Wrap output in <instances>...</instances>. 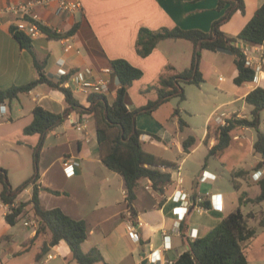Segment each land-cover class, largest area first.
<instances>
[{"label": "crops", "instance_id": "1", "mask_svg": "<svg viewBox=\"0 0 264 264\" xmlns=\"http://www.w3.org/2000/svg\"><path fill=\"white\" fill-rule=\"evenodd\" d=\"M31 1L35 0H0V89L26 85L38 79L32 57L20 48L10 32L15 17L8 11L14 4ZM76 1L81 3V9L74 13L61 12L56 3L36 9L42 18V24L57 33L68 32L74 25L79 24V29L74 35L60 41L49 40L44 33L33 40L37 57L40 61L47 60L46 71L54 80L58 79L56 75L62 62L68 64L70 73L74 75L91 69L93 77L86 76V79L95 80L103 76L109 82V92L106 95L110 103L115 99L119 82L113 72L107 75L102 74V71L112 70L110 63L113 60H127L144 72L143 77L135 81L129 89L128 108L131 111L157 100V91L151 88L158 83L162 75L168 73V67H173L176 71L190 67L194 52L193 44L186 40H165L159 43L151 55L143 58L136 48L140 30L147 28L158 31L179 27L184 30L210 32L213 24L230 8V4H226L219 10V0ZM243 1L246 6L245 13L235 12L222 26V30L229 36L239 35L264 4V0ZM183 41L190 45H185L181 53H175ZM68 46L70 51L66 52L65 48ZM247 46L248 57L256 67L264 57V46ZM185 62H189V65L185 66ZM200 70L204 83L201 86H186L187 99H192L193 103L189 109L180 106L176 108L180 109L182 118L184 115L191 118L189 121L184 120L187 123L186 128L182 130L179 119L174 117L176 109L172 104L175 105L174 100L179 104L178 98L166 103L170 109H165L162 119L158 116L166 104L152 114H143L137 118L138 129L147 133L142 137L144 149L177 165L163 169L171 173L173 180V185L163 194L154 191L150 180L140 182L135 202L138 212L137 240H132L128 231L131 220L128 216L125 180L120 174L110 170L101 159L94 115H83L85 128L82 131L77 130L68 120L46 136L39 159L40 202L47 210L59 208L71 218L87 223L90 234L82 246L85 253L96 247L110 264H172L189 249V240L205 237L228 214L241 208L239 204L228 202V193L220 186L223 170L217 166L214 168L212 163L208 162L209 150L216 145L217 138L214 131L208 140L207 136L210 126H221L213 119L219 110L229 117L236 114L238 118H250L252 107L247 105L246 97L255 88H264V68L253 84L240 87L234 82L238 76L234 57L224 51L205 50L202 52ZM193 86H196L197 90L193 89ZM69 87L75 90L73 83H70ZM74 94L82 105L88 107V97L85 94ZM5 105V114L0 118V168L7 171L10 183L11 171L18 173L17 175H20L19 170L22 174L26 171L29 178L16 184L12 182V187L17 189L29 180L35 171L33 150L38 145L40 136L32 135L29 139L21 137L25 136L24 129L34 119V109L40 106L52 113L62 114L68 104L62 92L41 84L30 93L21 95L20 99ZM197 115L204 117L203 130L198 136L188 135V131L196 129L193 118ZM74 118L83 120L79 113H74ZM16 127L18 129L14 131ZM253 130L239 129L231 146L225 150L228 152L236 149L240 152L247 149V143L250 146L252 156L249 161L245 162V166L240 170L231 171L232 176L241 170L248 172L247 182L233 180L240 186L238 193L247 194L253 190L254 196L246 198L248 200L260 194L258 183L264 176V166L254 170L262 159L253 149L257 138ZM190 136L195 137L196 142L190 152L185 153L183 142ZM203 149L207 151V164L198 162L200 156L197 154ZM23 151L30 153L28 167L27 164L24 167L12 166L2 160L8 152L21 158ZM223 154L212 158L220 159ZM66 156L75 157L80 162V167L72 176L66 175L62 164ZM18 160L16 158L14 162ZM196 161L198 166L195 165ZM188 164L192 170L197 167L193 173L184 176L183 169ZM178 173H181L184 179L182 185H178ZM256 173L258 176H254ZM259 176L260 179L257 178ZM45 188L59 191L61 194H52ZM179 190L183 191L184 203H189L186 213L181 209L185 204L177 202L182 195L178 193ZM33 192V186L26 188L18 195L16 204L29 202ZM200 199L202 201H199ZM204 202H209L210 208H205L202 205ZM256 205L264 210V201ZM8 212L9 206L0 200V264H12L17 259L23 260L24 264H38L36 255L39 245L24 255H17L36 235L38 221L33 205L24 209L14 226L6 221ZM48 256L52 260L60 259L59 264H76L71 260V251L65 242L53 247Z\"/></svg>", "mask_w": 264, "mask_h": 264}, {"label": "trees", "instance_id": "2", "mask_svg": "<svg viewBox=\"0 0 264 264\" xmlns=\"http://www.w3.org/2000/svg\"><path fill=\"white\" fill-rule=\"evenodd\" d=\"M226 4H230V8L220 20L213 24L210 32L184 30L179 27L163 28L158 31L147 28L140 30L136 48L138 54L143 58L151 55L159 43L165 40H186L193 44L194 52L190 67L183 71H176L173 67H168V73L162 75L158 83L151 88L157 91V100L150 101L146 106L133 111L128 108L130 103L129 89L135 81L143 77L144 72L141 69L133 66L125 59L111 61V68L119 82L114 101L110 103L106 94H92L87 98L89 105L86 107L80 103L74 91L68 86V82L74 73L55 80L50 78L46 71L47 60L40 61L38 59L33 39L18 31L15 26H11L10 32L20 48L27 51L32 57L38 79L26 85L0 89V105L11 104L20 99L21 95L30 93L41 84H46L62 92L68 104L67 109L62 114L52 113L40 106L34 109V119L24 129L26 136H40L39 143L34 148L35 171L29 180L14 189L9 182L7 171L0 168V184L2 185L0 200L9 206V212L6 215L7 223L14 226L28 205H33L34 214L38 221L36 235L17 253L18 256L30 252L36 245H39L36 262L41 263L53 247L65 242L70 248L71 260L76 264H110L96 247L87 253L83 251L82 246L90 234L88 225L84 220H75L59 208L47 210L42 206L39 198L41 186L38 184L40 179L39 159L46 136L63 122L75 119L74 113H79L81 119L84 114L94 115L101 159L110 170L124 178L128 210L136 223L138 212L135 202L140 182L150 180L154 191L163 194L167 188L173 185L171 173L163 169L177 166L175 163L157 157L144 149L142 137L147 133L138 129L137 118L143 114H152L160 106L174 98H178L181 102L186 101V86H201L204 83V77L200 70L204 50L224 51L234 57L238 71V76L234 82L237 86L253 84L256 81V69L246 65L247 56L244 54L241 44L264 46V4L236 37L227 35L222 30V26L232 18L235 12L240 11L244 14L246 6L243 0H219L218 9L221 10ZM39 26L47 38L53 41L68 38L79 29V24H76L68 32L57 33L41 23ZM246 103L252 107L250 118H238L234 114L227 119V125L217 128L209 127L207 140L214 131L217 143L209 150L208 157L221 156L231 146L239 129L251 128L257 134L253 146L254 152L259 154L262 159L254 168V170H258L264 166V132L261 128L262 112L264 111V88L257 87L252 90L246 97ZM174 117L179 119L182 130L187 127V123L181 117L180 109L174 111ZM153 137L159 139L157 136ZM195 142V137H188L183 142L184 152L189 153ZM244 174H248V172L241 170L234 173V181ZM258 185L260 194L249 200L244 197L245 195H242L240 198L242 204H260L264 201V176L259 180ZM29 186L34 188L32 199L26 203L16 204L18 195ZM234 187L238 190L240 188L235 182ZM45 190L55 195L61 194L59 191L49 188H45ZM202 205L205 208H210L209 202H204ZM256 217L255 212L250 211L244 214L242 209L238 208L228 214L205 237L189 240V249L172 264H250L243 245L257 235V229L249 225V220ZM259 223L260 226L264 227V213H262Z\"/></svg>", "mask_w": 264, "mask_h": 264}, {"label": "rangeland", "instance_id": "3", "mask_svg": "<svg viewBox=\"0 0 264 264\" xmlns=\"http://www.w3.org/2000/svg\"><path fill=\"white\" fill-rule=\"evenodd\" d=\"M180 45H181L180 48L177 47V51H175V53H177V54L181 53L184 50L183 48L185 45H190V44L183 41V42H180ZM181 55H183V54H181ZM188 65H189V62H187V63L185 62V66H188ZM193 89L197 90V87L193 86ZM187 100L184 102L180 101L179 104H176L177 100H174L175 102H173V103H175V105L172 104V106L175 109L179 108L178 106H180L181 108L185 107V108L189 109V106L193 103V100L192 99H190L188 101ZM162 109L163 110H160L162 112L158 116L161 119L164 118L163 113H165V111H166L165 109H170V106H168L166 104L162 107ZM183 119L186 121H189L191 118L189 116L184 115ZM193 119L195 122L196 129H194V131L193 130L188 131V135L198 136L201 134L203 127H204V117L201 115H197ZM16 129H18V127H16L14 129V131ZM262 131L264 132V111L262 112ZM252 132L254 135H256L255 130H253ZM246 134L248 135V133H246ZM185 136H186V133H185ZM21 137H22V139H29L30 138V136H26V135L25 136L22 135ZM205 151H206V149H203L202 151H200L197 154V156H200L198 162L201 161V162H203V164H207V161H206L207 157H208L207 151H206V154L203 155V153ZM33 153H34V150H33ZM251 156H252V154L250 152V146L247 143V149H245L243 151L238 152L236 149H232V150H229L228 152H225L223 154L222 158H220V159L209 157L208 162L212 163V166L214 168L217 166V167H219V169L223 170V176L221 177V183H220L221 185L220 186L223 187L226 190V192L228 193V197H227L228 202L230 204H235V205L239 204L241 209H242V212L244 214H247L251 210L256 213L257 217L250 219L249 225H250V227L257 229V235L252 242L245 244L244 250H245V253H246L248 260L251 264H264V227L260 226V223H259L260 217H261L262 213H264V210H262V208L256 204L255 205H253L252 203H243L242 204L241 200L238 199V197L241 198L242 195H245L244 196L245 198H252L254 196L253 195L254 192L252 190V191H249L247 194L238 193V189H236L234 187V182H233L234 178H233L232 173H231V171L233 169L240 170L241 168H243V166H245V162H248L249 159L251 158ZM20 157L21 158H19V155L13 154L12 152H8L2 157V160L4 162H6L7 164L12 165V166L13 165H19V166L24 167L27 164V167H28V163L30 161V159H29L30 153L28 151H23L21 153ZM16 158L19 159L18 162H14V160H16ZM198 162L196 161L195 165ZM197 166H198V164H197ZM197 166L194 167L195 168L194 170H196ZM16 167H18V166H16ZM223 167H225V169ZM183 170H184L183 171L184 176H186L187 173H193L194 172V170L191 169L190 164L186 165V167H184ZM31 172H33V168H31ZM17 174L18 173L14 172V171L10 172V179L13 182V184H16V182H18L20 180H25V178H29L28 177L29 175H26V171H23V174H22V171L19 170L20 175H17ZM29 174H31V173H29ZM25 176H27V177H25ZM22 177H23V179H22ZM236 180L239 182H243V180L247 182V175L245 174L243 176H240ZM12 182H11V185H12ZM1 190H2V185L0 184V191ZM19 261H21V264H24L23 260H21V259L15 260L14 263H12V264H19ZM60 262H61L60 259L52 260L51 257L47 256L44 261H42L41 263H38V264H59Z\"/></svg>", "mask_w": 264, "mask_h": 264}, {"label": "built area", "instance_id": "4", "mask_svg": "<svg viewBox=\"0 0 264 264\" xmlns=\"http://www.w3.org/2000/svg\"><path fill=\"white\" fill-rule=\"evenodd\" d=\"M56 3L57 7L61 12H77L81 9V3L79 1H70V0H35L28 3H17L8 8V11L14 15V21L13 26L16 27V29L31 39L35 40L38 37H40L43 32L39 26V24H42V18L40 15L36 12V9L38 7H48L52 4ZM242 49L244 54L247 56L246 59V65L248 67H254L256 69L257 75L260 73V71L264 68V57L261 58L260 63L255 67L254 62L252 59L248 57V46L242 45ZM66 52L70 51V47L65 48ZM71 69L69 68L68 64L65 62H62L59 65V69L56 75V78H62L63 76H66L70 74ZM113 71L111 69H104L102 71V74H111ZM86 76L93 77V71L91 69L84 70L83 73H77L71 77V80L68 82V86L70 83L74 84L76 93H83L87 97H89L92 94H107L109 92V82L106 78L103 76H100L98 78H95V80L86 79ZM6 109L5 104L0 105V118L4 116V112ZM229 116L225 112L217 111L213 119L217 121L221 126L227 125V119ZM83 119V118H82ZM85 119H73L70 122L73 124V126L79 130L82 131L85 128ZM63 167L65 170V173L67 176H72L76 172V169L80 167V162L72 156H66L63 158ZM258 173L254 174V176H258ZM260 179L261 177H257ZM184 182V179L181 175V173H178V185H182ZM178 193H182L180 198L177 200V202L184 203L183 198V191L179 190ZM176 199V198H174ZM183 200V201H182ZM199 201H202L201 199ZM185 206H181V209L185 210L184 213L188 210L187 207H189V203L185 202ZM129 219L131 220L130 225L128 226L129 235L132 240H137V228L136 223L132 219V214L129 211L128 212ZM29 223H26L28 225Z\"/></svg>", "mask_w": 264, "mask_h": 264}]
</instances>
